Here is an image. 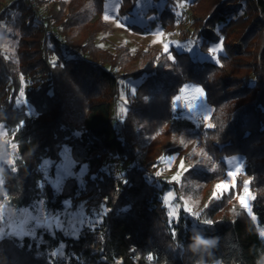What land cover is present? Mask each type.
<instances>
[{
	"label": "trees",
	"instance_id": "16d2710c",
	"mask_svg": "<svg viewBox=\"0 0 264 264\" xmlns=\"http://www.w3.org/2000/svg\"><path fill=\"white\" fill-rule=\"evenodd\" d=\"M29 1L0 0V26L17 42L8 56L0 44V124L16 148L13 163L0 164V202L20 209L44 200L57 212L83 201L102 220L78 237L45 230L41 242L4 237L0 264H264V0H121L119 14L139 34L174 27L187 14L186 36L204 54L195 58L101 47L108 0L50 7L34 0L37 8ZM73 28L83 30L78 40ZM209 30L222 47L213 53ZM189 84L202 89L211 127L173 109ZM66 145L74 174L56 192L41 166L58 163ZM176 154L187 169L177 180L160 177L159 161ZM233 157L246 162L251 212L235 203L239 187L214 197ZM170 190L203 197L201 210L182 208L171 219ZM196 237L214 243L194 248Z\"/></svg>",
	"mask_w": 264,
	"mask_h": 264
},
{
	"label": "rangeland",
	"instance_id": "374dc122",
	"mask_svg": "<svg viewBox=\"0 0 264 264\" xmlns=\"http://www.w3.org/2000/svg\"><path fill=\"white\" fill-rule=\"evenodd\" d=\"M61 1L69 2V0H48L47 5L50 7L54 3ZM120 2L121 0L107 1L105 13L101 18L107 25L108 30L99 34V45L101 47L112 50L116 46H126L133 54L140 50L155 49L168 53L170 56H172V50L188 52L194 58L199 55H204L200 51L199 44L195 43L194 39L191 37L186 36V29L190 28L187 14L182 13V23H178L174 27L167 29L158 28L147 34H139L128 27L131 18L123 17L119 14ZM146 2L148 5H153L152 0H147ZM29 3L37 8L34 0H30ZM96 19L97 16L88 24V27L91 26ZM69 32L74 40H78L82 36L83 30L73 28ZM206 34L212 43V48L221 50L222 47L219 43L220 40L216 31L209 30ZM0 44L7 56L14 52L17 44L15 36L12 34L10 27L6 24L0 26ZM165 45H168L167 51H165ZM197 89L201 91H197ZM201 92L203 93L202 89L198 86L186 85L181 90L178 97L175 98L173 106L175 111L180 112L183 118L193 122L197 128L210 127L211 125V109L205 102L204 93L201 94ZM134 150L136 153L142 152L139 145H135ZM15 151V145L11 142V137L8 135L6 127L0 124V164L2 162L8 164L13 163ZM108 159L112 162L115 160L107 158V163H109ZM227 162L229 171L226 177L213 185L215 189L214 197L218 198V196L229 192L231 188L237 189L239 187V192L235 197V203L251 212L254 194L249 184L247 185L248 191L245 192V182L249 181L245 173L246 162L241 157L230 158ZM181 163H183L184 169H181ZM75 164L76 161L73 158L72 149L70 146L66 145L61 149V159L58 163H55L51 158H47L44 160L41 169L45 180L56 192H59L66 178L74 174ZM187 167L188 163H186L183 156L176 154L159 161L157 174L163 178L177 180L179 172H184ZM237 168H239L240 171L236 175H229V173H236ZM86 172L87 170L84 167L82 171L76 175L79 183L83 182V176ZM1 176L2 172L0 168V179ZM174 177H176V179H173ZM221 184L227 185L228 187L218 188L217 186ZM194 196L196 195L186 197L181 195L178 196L173 190H170L165 195V203L169 215L170 213L175 214V216L170 215L171 219H177L182 208L185 209L188 214H190L191 210L199 212L201 210L203 197L195 198ZM177 197L180 203L177 202L176 204L175 200ZM241 197L246 200L247 207H244V205L240 203ZM101 220V213H94L93 215H88L86 213V204L83 201H67L64 209L57 212L48 210L44 200L38 201L32 206L20 209L10 207L3 201L0 202V239L4 237L22 238L29 236L41 242L42 236L39 234L40 230H45L51 234H54L56 231H61L66 236L78 237L86 228H94ZM208 220L212 221L211 219ZM212 224L213 221L211 224L206 225L212 226ZM260 231L262 233L264 232L261 227Z\"/></svg>",
	"mask_w": 264,
	"mask_h": 264
},
{
	"label": "snow or ice",
	"instance_id": "6c2138e0",
	"mask_svg": "<svg viewBox=\"0 0 264 264\" xmlns=\"http://www.w3.org/2000/svg\"><path fill=\"white\" fill-rule=\"evenodd\" d=\"M106 18H107V17H106ZM164 48H165V51H167V50H168V45H165ZM215 51H217V49H215V48H212V49L209 50L210 53H213V52H215ZM169 59H172V57H169ZM197 91H201V90H200V89H197ZM201 94H203V93L201 92ZM210 127H211V125H210ZM180 167H181V169H184V165H183V163H181ZM239 171H240V169L237 168L236 173H229V175L234 176V175H236ZM173 179H176V177H174ZM249 183H250V181H246V182H245V192L248 191V189H247V185H248ZM217 187H218V188H222V187H228V186H227V185H223V184H221V185H218ZM249 194H250V193H249ZM166 199H167V198H166ZM240 203H241L242 205H244V207H247L246 200H245L243 197L240 198ZM189 211H190V209H189ZM170 215L175 216L174 213H170ZM204 223H206V224H211L212 221H210V220H206V221H204ZM209 243H214V242L203 241V240H201L199 237H196V238H195V244L193 245V247H194V248H196V247H200V246L207 247V246L209 245Z\"/></svg>",
	"mask_w": 264,
	"mask_h": 264
}]
</instances>
